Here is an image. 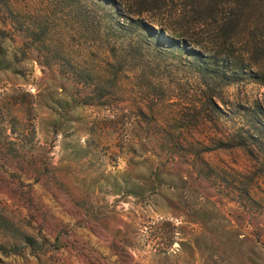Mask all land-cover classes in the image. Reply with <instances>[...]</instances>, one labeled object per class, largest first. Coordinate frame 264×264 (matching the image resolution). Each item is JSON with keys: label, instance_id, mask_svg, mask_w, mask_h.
Returning a JSON list of instances; mask_svg holds the SVG:
<instances>
[{"label": "rangeland", "instance_id": "374dc122", "mask_svg": "<svg viewBox=\"0 0 264 264\" xmlns=\"http://www.w3.org/2000/svg\"><path fill=\"white\" fill-rule=\"evenodd\" d=\"M119 8L0 0V264H264V86Z\"/></svg>", "mask_w": 264, "mask_h": 264}, {"label": "trees", "instance_id": "16d2710c", "mask_svg": "<svg viewBox=\"0 0 264 264\" xmlns=\"http://www.w3.org/2000/svg\"><path fill=\"white\" fill-rule=\"evenodd\" d=\"M115 1L121 16H133L137 28L152 21L189 45L199 78L244 79L264 86V0ZM256 107L264 112V105Z\"/></svg>", "mask_w": 264, "mask_h": 264}]
</instances>
